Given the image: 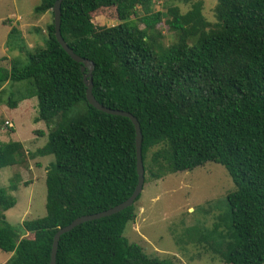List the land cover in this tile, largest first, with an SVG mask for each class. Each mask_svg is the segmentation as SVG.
Listing matches in <instances>:
<instances>
[{
    "label": "trees",
    "instance_id": "1",
    "mask_svg": "<svg viewBox=\"0 0 264 264\" xmlns=\"http://www.w3.org/2000/svg\"><path fill=\"white\" fill-rule=\"evenodd\" d=\"M55 1L34 7L37 15L52 13L43 45L29 50L21 67L0 66V89L26 82L10 108L37 98L35 121H44L49 132L36 154L54 157L46 171L44 216L12 225L5 212L16 198L0 186V250L12 254L9 264H50L59 228L120 204L138 182L134 125L87 102L88 70L54 35ZM201 4L184 14L178 8L165 13L177 36L167 47L155 39L162 37L156 30L162 12L149 13L151 0H63L61 35L75 54L94 63L96 100L137 118L144 184L206 162L222 165L234 189L226 196L227 214L217 216L211 230L223 245L211 249L227 264H263L264 0H217L213 25ZM110 7L118 23L97 28L92 13ZM22 148L18 141L0 144V169L21 163ZM140 197L62 234L55 264H175L149 256L123 235Z\"/></svg>",
    "mask_w": 264,
    "mask_h": 264
},
{
    "label": "rangeland",
    "instance_id": "2",
    "mask_svg": "<svg viewBox=\"0 0 264 264\" xmlns=\"http://www.w3.org/2000/svg\"><path fill=\"white\" fill-rule=\"evenodd\" d=\"M39 1L0 0L1 67L9 69L13 64L21 67L27 61L28 51L43 45L52 13L35 14L34 7ZM151 1L149 13L162 12L161 22L156 25L162 37L155 39L165 47L177 37L165 23L169 17L165 13L172 15L170 9L178 8L184 14L200 1L204 19L210 25L216 22L217 0ZM137 11L143 13L139 7ZM91 17L97 28L118 23L114 7L98 10ZM138 24L143 27L141 22ZM25 83H6L0 89V144L18 141L23 147L21 163L0 169V186L16 198L15 205L5 212L12 225L46 214L45 177L47 168L54 162L52 155L36 154V150L46 144L49 132L44 121H35L37 98L24 99L16 108L8 106V102L22 92ZM12 93L13 97L10 96ZM11 185L15 186L14 190L10 189ZM233 189L234 184L225 168L213 162L148 180L136 203V217L127 225L123 235L159 260L175 264H227L211 249L217 242L223 245L215 237L217 235H211V230L219 223L217 216L227 214L226 196ZM219 230L225 231L222 226ZM11 257V253L0 250V264H9Z\"/></svg>",
    "mask_w": 264,
    "mask_h": 264
},
{
    "label": "water",
    "instance_id": "3",
    "mask_svg": "<svg viewBox=\"0 0 264 264\" xmlns=\"http://www.w3.org/2000/svg\"><path fill=\"white\" fill-rule=\"evenodd\" d=\"M63 0H56L54 2L52 12H53V25H54V35L60 46L64 49V51L76 62L81 63V70H88L87 74L84 76V84L86 86V100L87 102L95 107L96 109L108 113V114H113V115H119V116H124L127 117L131 120L132 124L134 125L135 129V146H136V167H137V174H138V182L136 184V187L131 194V196L126 199L125 201L121 202L120 204L109 208L107 210L94 213V214H87V215H82L77 218H75L71 223L68 225L61 227L57 230V232L54 234L53 241H52V246H51V258H50V264H55V257L57 253V247H58V242L59 238L62 234L70 231L73 229L75 226L94 219H98L101 217L109 216L114 213H117L129 206H131L136 198L142 193L143 187H144V167H143V161H142V153H141V147H142V133H141V128L140 124L135 116H133L131 113L124 111V110H119V109H112L105 107L104 105L100 104L96 98L94 97L92 93V71L94 69V63L87 59L83 58L73 52V50L69 47L67 42L63 39L61 35V2Z\"/></svg>",
    "mask_w": 264,
    "mask_h": 264
}]
</instances>
